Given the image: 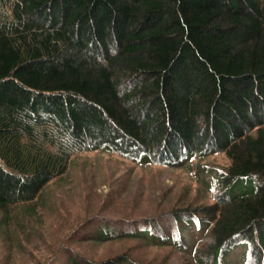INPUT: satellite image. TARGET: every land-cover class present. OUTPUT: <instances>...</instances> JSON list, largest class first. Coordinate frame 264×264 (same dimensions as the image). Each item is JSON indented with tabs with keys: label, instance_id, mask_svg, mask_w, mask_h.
<instances>
[{
	"label": "trees",
	"instance_id": "1",
	"mask_svg": "<svg viewBox=\"0 0 264 264\" xmlns=\"http://www.w3.org/2000/svg\"><path fill=\"white\" fill-rule=\"evenodd\" d=\"M88 150L224 153L212 203L126 233L189 248L192 225L214 264H264V0H0V212Z\"/></svg>",
	"mask_w": 264,
	"mask_h": 264
},
{
	"label": "rangeland",
	"instance_id": "2",
	"mask_svg": "<svg viewBox=\"0 0 264 264\" xmlns=\"http://www.w3.org/2000/svg\"><path fill=\"white\" fill-rule=\"evenodd\" d=\"M228 164L222 152L171 166L101 150L78 152L34 200L0 212V264H114L126 258L130 264H214L206 229H181L189 248L150 244L126 232L212 203L216 174ZM170 223L173 231L182 226ZM242 247L226 258L244 264ZM226 258L219 264H228Z\"/></svg>",
	"mask_w": 264,
	"mask_h": 264
}]
</instances>
